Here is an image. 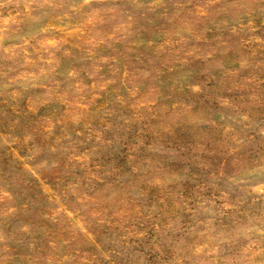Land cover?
I'll return each mask as SVG.
<instances>
[{"label": "rangeland", "instance_id": "obj_1", "mask_svg": "<svg viewBox=\"0 0 264 264\" xmlns=\"http://www.w3.org/2000/svg\"><path fill=\"white\" fill-rule=\"evenodd\" d=\"M0 264H264V0H0Z\"/></svg>", "mask_w": 264, "mask_h": 264}]
</instances>
